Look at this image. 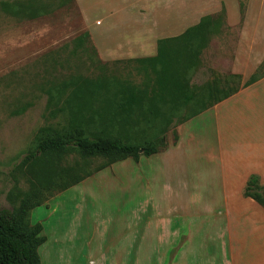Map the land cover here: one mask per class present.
<instances>
[{
  "label": "rangeland",
  "instance_id": "374dc122",
  "mask_svg": "<svg viewBox=\"0 0 264 264\" xmlns=\"http://www.w3.org/2000/svg\"><path fill=\"white\" fill-rule=\"evenodd\" d=\"M198 3L206 10L193 20ZM249 5L250 0H0V210L13 211L24 199L44 203L30 216L47 238L39 249L41 264L231 261L224 217L210 213L206 202L225 205L223 178L206 166L212 156L220 164V154L213 155L220 148L214 114L215 120L211 114L192 119L183 134L182 123L171 125L159 152L137 162L88 158L72 149L52 155L61 176L50 187L30 183L26 159L43 128L58 131L66 124L61 116L47 117L50 88L75 77L151 86V70L143 71L137 61L156 56L160 40L181 36L206 12L213 11V25L193 54L195 66L181 59L178 68L189 85L221 90V97L241 90L255 73L264 75V62L246 78L234 71L242 28L248 22L252 36L264 22V4ZM138 128L151 136L146 124ZM199 179L212 185L211 198L188 192ZM66 184L72 186L63 192ZM161 218L165 225L158 224Z\"/></svg>",
  "mask_w": 264,
  "mask_h": 264
},
{
  "label": "trees",
  "instance_id": "16d2710c",
  "mask_svg": "<svg viewBox=\"0 0 264 264\" xmlns=\"http://www.w3.org/2000/svg\"><path fill=\"white\" fill-rule=\"evenodd\" d=\"M212 20V16H206L181 36L160 40L156 56L137 61L143 71L151 70V86L140 87L115 78L75 77L50 88L47 117L61 116L66 124L58 131L51 127L40 131L36 149L26 159L30 183L50 187L61 176L52 155L59 157L71 149L84 157H104L111 162L128 157L137 162L141 155H156L159 141L171 125H183L237 94L239 91L220 97L221 90L212 87L195 90L178 71L181 59L195 66L193 54L206 42ZM83 40L80 38L79 44ZM262 78L264 75L255 73L245 87ZM157 120L160 126L156 125ZM138 124L150 127L149 138L141 134ZM71 186L66 184L62 191ZM244 196L264 209V186L259 184V177H250ZM36 198L38 192L34 191L33 199ZM42 204L40 199L34 203L24 199L13 211L0 210V264H41L39 249L47 238L44 227L32 225L30 216Z\"/></svg>",
  "mask_w": 264,
  "mask_h": 264
},
{
  "label": "crops",
  "instance_id": "0c3cea01",
  "mask_svg": "<svg viewBox=\"0 0 264 264\" xmlns=\"http://www.w3.org/2000/svg\"><path fill=\"white\" fill-rule=\"evenodd\" d=\"M258 1L264 4V0ZM256 2L257 0H250L249 6ZM203 4H196L195 10L190 13L191 19L196 20V14L202 12L203 8V11L206 10ZM212 12H206L203 16H209ZM259 24L260 27L257 25V31L252 36L247 35L251 26L248 22L240 33L233 66L235 74L245 78L252 76L264 62V22ZM196 25L197 23L191 27ZM209 114L213 120L218 119L220 124L218 135L220 148L215 147L217 151L213 154L217 156L220 154V164L217 162V157L212 156L206 166L219 172L223 178L220 187L223 189L221 200L225 203L223 204L225 216L221 212L223 210L221 203L213 199H207L206 202L211 205L210 213L216 216L221 214L220 216L224 217L223 227L228 228L229 244L231 242L229 245L231 261L226 260L221 264H264V209L251 198L244 196L251 176H258L261 185L264 186V78L244 86L237 94L199 116L204 117ZM189 122L180 126L181 132L183 131L181 134L189 128ZM222 143L226 146L223 147ZM180 144L182 140H179ZM199 180H196L191 187L187 186L192 188L188 192L190 194L201 192L210 195L208 197L211 198L214 194L212 185H208L207 180ZM173 214L181 215L180 212ZM200 215L203 214L198 213L194 216ZM164 221L166 220L161 218L158 224L165 225Z\"/></svg>",
  "mask_w": 264,
  "mask_h": 264
}]
</instances>
